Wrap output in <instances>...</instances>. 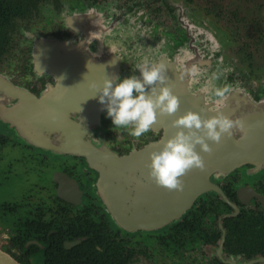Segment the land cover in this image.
<instances>
[{"label": "flooded vegetation", "instance_id": "flooded-vegetation-1", "mask_svg": "<svg viewBox=\"0 0 264 264\" xmlns=\"http://www.w3.org/2000/svg\"><path fill=\"white\" fill-rule=\"evenodd\" d=\"M85 1L90 6L88 12L81 16H67L64 24L60 25L53 35V40L34 42L36 33L33 35L29 30L19 32L17 35L21 34L22 39L31 42L28 52L26 50V60L30 63L26 65L25 61L22 65L9 60L8 65L17 64L16 67L23 71L22 76L31 74V84L21 88L12 78L6 80L2 77L0 82L3 81L10 87L22 90L28 97L33 96L38 100L43 95L48 96L49 100L55 98V101H51L57 102L54 107L58 109H55L57 117L61 120L66 118L67 123L78 124L77 141H89L101 154L106 149L108 153H112H105L109 159L115 156H130L131 153L143 151L151 143L160 141L166 134L164 125L173 124L177 117L189 111L198 113L201 118L223 113L233 120L245 121L242 115H233L235 111L231 107L232 104L236 106L245 100L241 91L229 92L223 103L210 105L204 95L192 90L190 78L193 71L197 70V66H209L210 60L201 56L189 41L187 50L181 57L182 62L178 56L173 59L160 56L156 59V63L165 65L166 74L172 73L171 68L175 73L174 83L167 78L166 85L178 99L176 112L171 115L157 112L156 120L149 131L140 137H132L126 130L113 131L110 118L106 116L98 100L92 96L95 95L92 85L99 86L107 75L132 74V67L139 62L129 57L127 52L116 53L115 47L103 46L100 17L93 10L94 6L103 0ZM130 9L131 7L122 9V15ZM29 12L30 10L22 17L16 18L14 23L18 19L29 20L25 19ZM183 18L178 17L181 29L164 36L173 43L177 42V39H188V35H192V39L194 35L198 37L199 43L212 42V36L208 35L204 27H194ZM201 28L205 31L200 30ZM80 34L84 36L82 40H79ZM65 37L74 39V42L66 43L65 39H62ZM98 43L100 46H97ZM11 50L9 47L4 51V56L11 54ZM114 55L121 61L117 60L112 65L109 62L113 60ZM218 56V50H214L213 57ZM42 58L47 59L46 63H39ZM151 59L154 60V57ZM66 76L68 77L65 78ZM65 89L67 93H62ZM263 96L264 93L255 94L254 98L260 101ZM19 100L18 96H13L0 87V104L3 102L6 105L0 109V116L6 115L5 109L7 112L14 108ZM38 100L35 99L36 104L41 102ZM72 106L77 108L71 109ZM42 110L49 115L52 113L45 108ZM248 113L253 114L250 116L252 121L257 118L263 123V111L253 110ZM2 119L0 117V126L10 127L7 130L13 129V135L23 140L22 134H26V128H17L13 121L3 124ZM49 120L48 117L46 121ZM254 125L256 128L252 126L249 131L258 130L256 137L264 139V125H261L263 130L257 128L256 123ZM38 128L34 126L27 133L35 136ZM61 128L49 133L41 131L39 138L43 143L35 139L28 143L23 140V146L17 143L25 148L22 151L28 154L29 161L38 164L36 182L46 188L52 185L53 194L49 197L44 195L42 200L46 206L51 205L46 208L48 212L43 209L37 217L26 216L24 219L15 220L11 235L0 245V249L16 261L21 263L20 260H23L28 264L42 262L40 257L33 256L31 252H28V256H23L14 244L13 238H18L25 231L30 238L26 246L38 245L41 248L42 245L34 237L44 240V237L55 235L70 257L74 256L76 261L84 260L85 264H183L184 261L189 262L187 259L203 264H264V161L259 164H239L228 170V173L209 175L208 180L213 186L195 198L184 218L175 225H166L162 230H124L115 225L108 208L102 199L96 196L99 171L86 156L64 149V130ZM173 128L176 127L173 125ZM0 135L4 138L2 145L15 142L10 136H6L5 132H1V128ZM241 135V129L233 127L229 138H238ZM257 149L256 151H263L260 155L264 156V148ZM141 171L146 173L148 168L143 167ZM21 177L25 181L30 176L23 171ZM14 188L12 183L9 189L15 192ZM59 188L62 195H58Z\"/></svg>", "mask_w": 264, "mask_h": 264}, {"label": "rangeland", "instance_id": "rangeland-1", "mask_svg": "<svg viewBox=\"0 0 264 264\" xmlns=\"http://www.w3.org/2000/svg\"><path fill=\"white\" fill-rule=\"evenodd\" d=\"M128 7L131 9L122 15V9ZM88 8L90 6L85 0H33L28 7L29 16L25 18L29 20L13 21L7 29L5 52L9 47L12 50L11 54L4 56L3 52L0 57V77L6 80L12 78L21 88L28 87L32 81L31 74L22 76L23 71L16 67L17 64L8 65L9 60L22 65L25 61L26 65L30 63L26 60V50L28 52L31 42L17 34L29 30L33 35L36 33L34 42L53 40V35L67 16L84 15ZM93 10L100 17L104 47L113 46L116 53L127 52L138 62L144 58L151 61L153 57L151 62H156L160 56L181 58L190 41L189 44L201 56L210 60L209 66H197V70L193 71L190 78L192 90L204 95L210 105L223 103L229 92L239 90L245 96L246 103L232 104L233 115H243L253 110L264 112V96L260 101L254 98L255 94L264 93V0H103ZM179 16L194 27H204L212 36V42L199 43L195 35L193 39L192 35H188V39H177L175 43L165 37L181 29ZM200 30L205 31L203 28ZM62 39L66 43L74 42L71 38ZM214 50H218V57H213ZM225 88L227 92L223 97L215 95L216 89ZM5 106L1 102L0 109ZM0 128L15 141L0 145L1 245L11 235L15 220L26 216L37 217L43 209L51 206H46L42 200L44 195L52 196L53 186L46 188L36 182L38 164L29 161L28 154L22 151L25 148L17 145L23 146V140L13 135V129L8 131L10 127L1 125ZM23 171L30 176L25 181L21 177ZM12 183L15 192L9 189ZM187 260L189 262L184 261L183 264H203L197 260Z\"/></svg>", "mask_w": 264, "mask_h": 264}, {"label": "water", "instance_id": "water-1", "mask_svg": "<svg viewBox=\"0 0 264 264\" xmlns=\"http://www.w3.org/2000/svg\"><path fill=\"white\" fill-rule=\"evenodd\" d=\"M59 81L57 80L56 86L58 87ZM32 98H35L32 96ZM38 100V98H35ZM41 99V98H40ZM246 103V99L243 100ZM5 108V107H4ZM6 113V109H5ZM253 116V114L245 113L242 115L243 118L248 116ZM3 124H7L8 121H13L15 125L24 129L25 133L22 134L24 142L34 140L31 135L27 132L31 131L29 122L20 117H8L6 115L0 116ZM48 118V117H47ZM46 118V120H47ZM264 125L261 123V125ZM23 125V127H22ZM170 124H165L166 134L160 140H165L170 137ZM34 126L39 127L37 134L42 135L41 131H46L47 133L52 132L54 129H59L61 126L48 124L42 125L41 122H34ZM173 129V124H171ZM20 129V128H19ZM64 130V149L70 150V153H78V155H83L87 157L90 161V156L86 151L91 150L93 153L99 154L98 149H94V146L89 141L79 140L78 138V124L71 122L67 123L65 127L61 128ZM248 130V129H247ZM263 130V129H262ZM264 131V130H263ZM247 131L243 130L242 135L238 138H229V135H222L219 142H213L208 140L207 143L210 146V151L204 152L197 145L196 150L199 152L200 156L204 162V168H192L188 170L182 177V189L171 190L167 193V188L161 187L157 191L156 184L149 178L148 172L143 173L141 169L143 167L147 168L149 153L153 150L158 149L161 144L158 142H153L146 146L143 151L133 152L127 157H116L119 163L130 167L127 169L126 173L132 179L128 182L124 180L125 175L120 171V174L115 173L110 180L113 188H103L101 186L102 173L107 168V162L99 159L97 161L91 162V164L96 167L99 171L100 176L98 178V186L96 196L102 199L103 203L108 208L110 216L119 228L124 230H136V229H146V230H162L165 226L175 225L181 221L186 215L188 209L192 206L195 198L203 193L204 191L210 189L213 185L208 180L209 175L212 173H228L234 166L245 163L259 164L264 161V156L260 155L263 151H256L257 148H247L245 144L249 143L246 139ZM240 142V143H239ZM84 147L85 150L77 149L78 146ZM50 146V145H49ZM108 153L106 149L102 151V156L105 158V153ZM111 155L112 153H108ZM140 156V160H135V157ZM143 158H146L143 159ZM128 162V163H127ZM146 162V163H145ZM103 170V171H102ZM67 181L66 176L64 177ZM148 180L149 184L145 181ZM74 186V185H73ZM108 191V192H107ZM58 195H62L60 188L58 189ZM172 194V195H171ZM111 195L114 199L109 198ZM172 196V197H171ZM142 197V198H141ZM143 197H149L151 199H156L157 202H151L149 200H143ZM173 198V199H172ZM117 209L123 211L120 213ZM174 221V222H172ZM0 264H21L11 257L8 253L0 249Z\"/></svg>", "mask_w": 264, "mask_h": 264}, {"label": "clouds", "instance_id": "clouds-1", "mask_svg": "<svg viewBox=\"0 0 264 264\" xmlns=\"http://www.w3.org/2000/svg\"><path fill=\"white\" fill-rule=\"evenodd\" d=\"M117 60L120 59L114 55L109 63L114 65ZM166 79L163 63L144 58L132 67V74L107 75L99 86L93 84L95 95L92 96L110 118L113 131L126 130L130 136L140 137L149 131L157 112L171 115L177 110L178 99L165 84ZM226 92L227 88L216 89L215 95L223 97ZM49 118L56 120L57 116L50 113ZM172 123L176 127L175 134L158 142L161 146L148 154L147 168L155 184L177 191L182 189L181 177L188 170L204 168L197 145L208 152L211 150L208 140L219 142L222 135L232 134L233 127L244 130L242 120H233L223 113L201 118L198 113L189 111Z\"/></svg>", "mask_w": 264, "mask_h": 264}, {"label": "bare ground", "instance_id": "bare-ground-1", "mask_svg": "<svg viewBox=\"0 0 264 264\" xmlns=\"http://www.w3.org/2000/svg\"><path fill=\"white\" fill-rule=\"evenodd\" d=\"M45 60H47V59L42 58L39 63L40 64L46 63ZM37 67H38V65H37ZM39 69H41V68H39ZM39 69H38V71H39ZM171 71H172V73H168V74H166V76H167V78L169 79L170 82L174 83L173 80H175V73H174V71H173L172 68H171ZM89 73H91V72H89ZM165 73H167V72H165ZM93 74H94V72H93ZM67 77L68 76H66L65 78H67ZM67 81H68V79H67ZM166 83L168 84L167 81L165 82V84ZM0 87L3 88V89H5L11 95L18 96L19 99H20L19 100V103L18 104H15L14 108H12V109H10V110H8L6 112V116H8V117L15 116V117L23 118V119H25V120H27L29 122L30 128H32V126L34 125V122L35 121H38L39 123L41 122L42 125H46V126H48L47 124L50 121L52 122L51 124H53V125H57L58 124L59 126H62V127H64L65 125H67L66 118L64 120H61V119H59L57 117L56 120L50 119L49 122L46 121V118L49 117V114H46L45 113L46 111H43L42 108H45L47 111H50L52 113H55L56 116L58 115V113H56V110H58V109H56L57 107L55 108L56 110L54 109V107L57 105V102L54 103L53 101H51V100H54L55 101V98L49 100L48 96H44L43 95L42 98L38 100V101H41V102L39 104H36V101H35L34 98H32L31 96L28 97L27 94L25 92H23L22 90H18L16 88L10 87L7 83H4L3 81L0 82ZM56 89H58V88H56ZM54 91H57V90H54ZM65 92H66V89L62 93H65ZM29 98H31V99H29ZM35 105H38V106H41V107H37ZM72 108H77V107L72 106L71 109ZM65 117H67V116H65ZM251 117L248 116L247 118L244 119L245 121L242 120L243 121V124H244V129L247 131V133H245L247 135L246 136V139H247V141H249V143L245 144V147H247V148H253L254 147L255 149L256 148L263 149L264 148V139H261V138L256 137L257 134H258V130H250L249 131V128H252V126H253V128H256L255 125H254L255 123L258 125L257 128H259V129L262 130L261 121H260L261 119L254 118V120L252 121V119H250ZM254 117H256V116H254ZM169 129H170V132H171V133H169L170 136L174 135V132H176V128H173L172 129L171 128V124H170L169 125ZM262 133H264V132L262 131ZM39 136H40L39 134H35V136L33 135L31 137L33 139H35V140L43 143V141L39 138ZM77 146H78L77 149H80L81 146L79 144ZM80 150H85V148L84 147H81ZM86 153L88 154V156H90V161L91 162L97 161L99 159H102L103 161H106L107 162V168L104 171L102 170L103 172H105V173H102V177H101V186L103 188H106L107 190L109 188H113L112 187L113 185H111V183H110L111 177L115 173L120 174V171H122V173L125 175L124 180H126V181L129 182L132 179L127 174H125L126 171H127V169H129L130 167H127L126 165H122V163H119L118 162V161H122V160H117L115 157H112V159H109L107 156H105V158H104L101 153L100 154H96V153H93L89 149H88V151H86ZM135 158H136L135 160H140V156L135 157ZM143 159L146 160V158H143ZM145 183L146 184H149V181L146 180ZM156 187H157V191H158V189L161 188V186H158L157 184H156ZM170 192H171V190L167 189V193H170ZM110 198L112 200L114 199L111 195H109V198L108 199H110ZM143 200H145V201L149 200L151 202H157L156 199H151L149 197H143ZM117 210L120 213H123L122 210H120V209H117Z\"/></svg>", "mask_w": 264, "mask_h": 264}, {"label": "trees", "instance_id": "trees-1", "mask_svg": "<svg viewBox=\"0 0 264 264\" xmlns=\"http://www.w3.org/2000/svg\"><path fill=\"white\" fill-rule=\"evenodd\" d=\"M33 0H0V56L5 51L7 44V29L11 23L16 19L28 12L29 5ZM3 136L0 135V144L3 143ZM23 235L18 238H13L14 244L17 249L20 250L23 256H28V252H31L33 256L40 257L41 264H85L84 260H75V257H70V254L63 248L61 241H57L55 235L49 236V238L34 237L42 247L38 245L26 246V242L30 239L23 231ZM83 246V245H81ZM68 254V256H67ZM78 256V255H76ZM77 259V257H76ZM21 264H28L23 260H20Z\"/></svg>", "mask_w": 264, "mask_h": 264}]
</instances>
